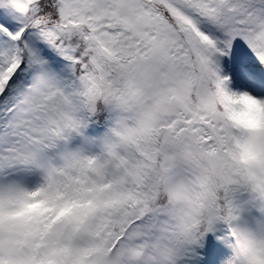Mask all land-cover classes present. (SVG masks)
Masks as SVG:
<instances>
[{
	"label": "snow or ice",
	"instance_id": "snow-or-ice-1",
	"mask_svg": "<svg viewBox=\"0 0 264 264\" xmlns=\"http://www.w3.org/2000/svg\"><path fill=\"white\" fill-rule=\"evenodd\" d=\"M0 264H264V0H0Z\"/></svg>",
	"mask_w": 264,
	"mask_h": 264
}]
</instances>
